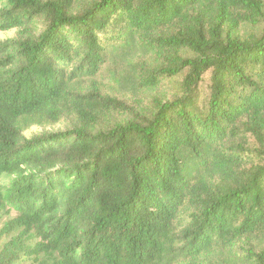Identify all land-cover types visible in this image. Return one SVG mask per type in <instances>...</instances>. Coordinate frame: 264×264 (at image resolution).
I'll return each instance as SVG.
<instances>
[{"label": "trees", "instance_id": "obj_1", "mask_svg": "<svg viewBox=\"0 0 264 264\" xmlns=\"http://www.w3.org/2000/svg\"><path fill=\"white\" fill-rule=\"evenodd\" d=\"M14 30L0 264H264V0H0ZM136 53L132 108L97 80Z\"/></svg>", "mask_w": 264, "mask_h": 264}, {"label": "rangeland", "instance_id": "obj_2", "mask_svg": "<svg viewBox=\"0 0 264 264\" xmlns=\"http://www.w3.org/2000/svg\"><path fill=\"white\" fill-rule=\"evenodd\" d=\"M16 31L8 33H0V40L14 37ZM143 55L135 54L133 57L127 59H114L104 65L101 75L98 77V86L102 91L110 97L116 98L122 102H125L128 106L136 108L144 102L140 95L136 94L133 84L134 76V62L138 61ZM165 86L158 92V95H167ZM169 94V93H168ZM170 97V96H169ZM150 99L147 98L145 103L149 104ZM75 126V122L71 118H65L59 124L50 125L45 127H32L24 133V136L29 139L33 136H39L42 134H51L62 132L71 129ZM14 216V214H12ZM6 220V218L4 219Z\"/></svg>", "mask_w": 264, "mask_h": 264}]
</instances>
